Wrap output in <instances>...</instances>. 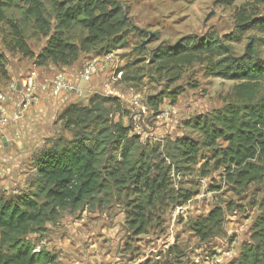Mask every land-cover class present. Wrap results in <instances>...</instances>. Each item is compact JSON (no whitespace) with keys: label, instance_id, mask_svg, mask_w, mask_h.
Here are the masks:
<instances>
[{"label":"rangeland","instance_id":"1","mask_svg":"<svg viewBox=\"0 0 264 264\" xmlns=\"http://www.w3.org/2000/svg\"><path fill=\"white\" fill-rule=\"evenodd\" d=\"M52 1L64 0H48L44 4L47 20L51 17ZM118 1L128 8L126 14L133 27L126 36L125 46L106 56L80 55L68 67L36 62L47 38L36 31L15 2L7 12L8 22H0L1 95L11 97V85L30 70H36L43 79L70 72L72 83L82 93L69 95L68 100L43 95L21 112L19 123L0 127V197L15 199L34 193L35 157L55 141L71 138V132L59 120L68 105L88 106L94 97L115 98L118 104L110 113L111 120L130 127L131 134L143 144L160 145L182 136L196 138L184 127L185 121L237 100L234 89L239 83L210 75L208 60L202 59L170 74L151 65L147 51L161 43L173 45L187 36L230 35L238 13L263 15L264 2ZM9 22L18 26L29 55L17 48ZM82 34L76 30L71 41L77 43ZM153 35L157 41L149 43ZM253 38H263V35L249 31L239 42H228L232 53L240 56ZM258 55L264 60L261 44ZM87 64L94 66L95 73L88 83L77 82ZM168 91L178 92L174 101L164 99L157 107L149 105L150 98ZM261 97H264L263 84L257 94V98ZM18 99L14 93L10 105L16 107ZM16 110L20 108L17 106ZM214 157L215 150L202 149L188 169L171 173L173 190L191 195L182 204H179L182 199L169 201L163 195L148 199L147 193L133 194L124 188L99 202L88 201L59 209L58 217L30 238L36 239L39 248L54 257L52 264H236L241 247L249 241L253 223L260 214L264 180L237 188L227 181L224 170L216 167ZM139 204L143 207L141 230L132 221L131 214L133 205ZM215 208H221L224 213L221 231L202 239L192 231V225Z\"/></svg>","mask_w":264,"mask_h":264},{"label":"trees","instance_id":"2","mask_svg":"<svg viewBox=\"0 0 264 264\" xmlns=\"http://www.w3.org/2000/svg\"><path fill=\"white\" fill-rule=\"evenodd\" d=\"M13 2L36 31L47 38L36 56L39 65L51 62L68 67L80 55H109L125 46L126 36L133 30L126 14L128 8L118 0L52 1L49 20L44 12L48 0H0V22H8L6 15ZM8 26L14 31L17 48L29 55L18 26L12 22ZM76 30L83 34L74 43L71 40ZM249 31L259 32L263 38L251 39L243 53L235 56L228 42H239ZM155 41L157 37L153 35L149 43ZM260 44L264 46V14L240 12L230 35L187 36L173 45L161 43L147 51V60L164 73H176L204 59L211 65L210 75L239 83L234 89L235 102L183 123L196 138L182 136L160 145L143 144L131 134L130 127L111 120L117 99L94 97L88 106L68 105L59 120L71 132V138L55 141L35 157L34 193L15 199L0 197V264H52L54 257L30 236L54 221L59 209L99 202L124 188L133 194L147 193L148 199L163 195L169 201L182 199L179 204L188 201L191 195L173 190L170 175L188 169L202 149L215 150L216 167L223 169L227 181L237 188L262 182L264 97L257 98L260 85H264ZM177 95L175 91L161 92L148 103L157 107L164 99L174 101ZM259 208L250 239L242 245L236 264H264V198ZM142 212L141 204L133 205L132 221L138 230L144 224ZM223 216V210L215 208L194 223L192 231L202 239L216 236Z\"/></svg>","mask_w":264,"mask_h":264},{"label":"built area","instance_id":"3","mask_svg":"<svg viewBox=\"0 0 264 264\" xmlns=\"http://www.w3.org/2000/svg\"><path fill=\"white\" fill-rule=\"evenodd\" d=\"M95 73L93 65L87 64L79 75V81L89 82ZM12 96L0 94V127L12 126L19 123L21 112L27 110L39 97L47 95L48 97L59 99L61 97L73 95L81 96L78 86L74 85L64 73H56L51 78H40L36 70H30L19 82L11 85ZM14 93L18 94L20 108L12 107ZM108 95V92L106 93Z\"/></svg>","mask_w":264,"mask_h":264},{"label":"crops","instance_id":"4","mask_svg":"<svg viewBox=\"0 0 264 264\" xmlns=\"http://www.w3.org/2000/svg\"><path fill=\"white\" fill-rule=\"evenodd\" d=\"M67 77H68V79H70L71 80V74H70V72H67V71H64L63 72ZM78 78V77H77ZM76 81L78 82V79H76ZM75 82V81H74ZM68 98H69V96H65V97H62L61 99H66V100H68ZM5 131V130H4ZM6 132V131H5ZM2 141H4V137L1 139Z\"/></svg>","mask_w":264,"mask_h":264}]
</instances>
